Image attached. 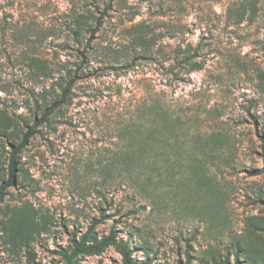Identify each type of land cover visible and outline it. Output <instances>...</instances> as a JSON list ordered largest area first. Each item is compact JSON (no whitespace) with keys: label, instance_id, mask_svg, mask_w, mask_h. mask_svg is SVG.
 <instances>
[{"label":"rangeland","instance_id":"rangeland-1","mask_svg":"<svg viewBox=\"0 0 264 264\" xmlns=\"http://www.w3.org/2000/svg\"><path fill=\"white\" fill-rule=\"evenodd\" d=\"M108 1L0 0V119L9 120L0 125V184L9 144L41 115L37 102L75 76L66 104L23 149L0 204V264H63L58 250L94 221L98 239L114 226L135 264H234L238 244L239 264H264V0L241 24L226 10L242 0H114L105 12ZM76 14L102 18V27L76 33ZM146 19L183 31L141 58L126 28ZM189 45L203 68L166 86L170 58ZM163 87L188 124L220 135V145L207 165L185 149V177L155 173L149 182L124 160L123 128ZM79 261L123 264L114 245Z\"/></svg>","mask_w":264,"mask_h":264},{"label":"trees","instance_id":"trees-1","mask_svg":"<svg viewBox=\"0 0 264 264\" xmlns=\"http://www.w3.org/2000/svg\"><path fill=\"white\" fill-rule=\"evenodd\" d=\"M68 1L73 5L77 2V0ZM258 2V0H242L238 5H230L226 10L227 18L233 19L237 24L248 19H254L261 12ZM113 3L114 0H109L106 3L105 12L113 8ZM140 14L141 10H134L131 19L134 20ZM76 15V33L85 28L93 37L102 27V18H95L94 24H89L84 19V15ZM147 20H142L126 28L129 33L134 31L131 39L132 44L141 58L152 57L159 41L165 36H174L183 31L181 27L175 24L164 26L159 21L150 22ZM198 51V48H193L192 45L187 48L182 46L177 48L170 58L172 61L167 68L169 80L165 84L166 86H173L185 81V70L191 73L203 68V62L197 60ZM74 78L75 76H72L65 84H60L61 92L54 91L53 96L49 99L45 97L42 104L37 102V111L42 110L40 117L34 116L33 125L23 134L18 144H9L11 152L7 159V178L0 184V204L6 191L17 182L23 149L37 133V128L48 124L51 117L61 111L67 102L72 85L75 83ZM62 80L64 79L62 78ZM154 88L152 95L137 108L136 118L123 128V133L128 141L127 147H129L124 160L132 161L134 159V163L141 169V174L146 175L149 182L152 181L155 173L159 176L164 173L166 179L175 180L179 177H185V149L190 148L194 154H197V163L207 165L209 159L213 160L216 157L214 153L220 145V138L216 136L220 135H208L189 125V121L185 118V106L177 103V100L168 94L166 87L159 90H154ZM0 125L9 127V120L0 119ZM14 131L15 128L10 133ZM135 144L138 146V152L132 154L129 150ZM1 167L0 163V169ZM95 225L96 222L94 221L87 231L80 236L72 233L71 246L58 250L57 253L60 255L63 264H80L79 257L81 255H99L110 245L117 247L122 255L123 264H135L131 252L125 248V245L117 242L114 226L108 235L98 239L94 233ZM236 247L234 264H239L238 255L241 246L238 244ZM179 264L184 263L180 262Z\"/></svg>","mask_w":264,"mask_h":264}]
</instances>
